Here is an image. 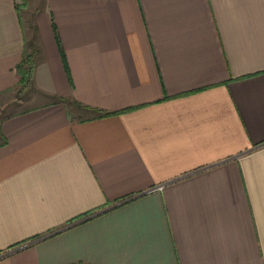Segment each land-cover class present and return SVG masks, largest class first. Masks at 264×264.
<instances>
[{"label": "crops", "instance_id": "1", "mask_svg": "<svg viewBox=\"0 0 264 264\" xmlns=\"http://www.w3.org/2000/svg\"><path fill=\"white\" fill-rule=\"evenodd\" d=\"M35 1L0 0V264H264V0Z\"/></svg>", "mask_w": 264, "mask_h": 264}, {"label": "trees", "instance_id": "2", "mask_svg": "<svg viewBox=\"0 0 264 264\" xmlns=\"http://www.w3.org/2000/svg\"><path fill=\"white\" fill-rule=\"evenodd\" d=\"M26 2H24V5L22 7H26ZM37 51H34V54H26L23 64L19 68V72L22 76V79L20 81V86L22 87L21 92L25 91L26 88L32 84L33 75L36 67L35 58H36ZM21 94V93H20ZM74 105H76L81 110H88L92 112H96L100 116H113L118 115L121 113H104L101 110L93 109L91 107L82 105L81 103L75 102Z\"/></svg>", "mask_w": 264, "mask_h": 264}, {"label": "rangeland", "instance_id": "3", "mask_svg": "<svg viewBox=\"0 0 264 264\" xmlns=\"http://www.w3.org/2000/svg\"><path fill=\"white\" fill-rule=\"evenodd\" d=\"M24 2H25V1H24ZM34 2L36 3V1H35V0H34ZM26 4H27V2H26ZM22 5H24V3H23ZM22 8H23V9L27 8V5H26V7H22ZM17 97H18V99H20V98L22 99V98L24 97V95H23V94H20V95L18 94V96H17ZM8 110H10V109H8ZM11 110H13V111H15V112H16V111H18V110H19V108H18V107H16V108H11Z\"/></svg>", "mask_w": 264, "mask_h": 264}]
</instances>
